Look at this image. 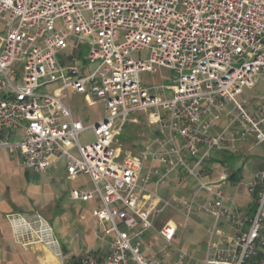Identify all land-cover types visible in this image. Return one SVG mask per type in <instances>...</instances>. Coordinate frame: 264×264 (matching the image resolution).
Returning <instances> with one entry per match:
<instances>
[{
    "label": "built area",
    "instance_id": "2783aa9c",
    "mask_svg": "<svg viewBox=\"0 0 264 264\" xmlns=\"http://www.w3.org/2000/svg\"><path fill=\"white\" fill-rule=\"evenodd\" d=\"M160 68L176 79L145 87L140 73ZM256 80L264 82V0H0V131L21 132L16 140L1 137L0 151L36 174L62 160L67 176L88 177L92 190H72L71 199L96 195L102 209L92 215L114 234L105 254L86 253L76 264H264V158L248 180L226 173L204 179L212 153L226 144L251 136L264 151V98L252 111L239 99ZM70 94L102 105L104 117L89 125L74 118ZM219 101L234 110L228 133H215ZM139 113L155 138L138 157L122 156L117 137ZM88 130L94 141L83 145ZM177 169L192 179L175 209L183 222L155 228L154 246L146 235L171 205L155 196V206L143 210L146 187ZM238 196L252 204L240 207ZM200 213L212 223L203 228L199 258L175 239L199 225ZM13 216L7 219L18 243L50 247L55 264H69L39 215L19 223Z\"/></svg>",
    "mask_w": 264,
    "mask_h": 264
},
{
    "label": "crops",
    "instance_id": "0c3cea01",
    "mask_svg": "<svg viewBox=\"0 0 264 264\" xmlns=\"http://www.w3.org/2000/svg\"><path fill=\"white\" fill-rule=\"evenodd\" d=\"M252 90L244 89L239 97L247 102L250 111L254 110L264 98L261 96L250 100L244 97L245 91ZM74 95L70 94L69 97ZM83 98L88 107L100 105L94 103L90 97L83 95ZM71 111L74 118L80 119L72 109ZM215 113L217 116L215 133H228L229 118L234 114L232 105L219 101ZM134 116L132 123L137 122V117ZM80 121L82 122L81 119ZM146 123L150 125L147 116ZM126 127L123 132L126 131L127 134ZM20 134V131L14 134L0 131V138L5 136L8 140H16ZM154 138L155 131H152L148 134L146 141L138 142L136 144L139 148L137 153L129 151L124 153L121 144L120 151L124 155L138 157L141 150ZM263 158L262 147L257 145L251 136L234 145L226 144L221 150L212 153L206 165L204 179L214 182L221 173H226L230 181L248 180L261 168ZM153 166L162 168L158 163H154ZM62 181L68 182L70 188H63ZM191 186L192 179L182 169H177L175 174L158 186L155 185V180L147 185L148 193L144 195L143 210L149 211L155 206V196L171 205L159 215L156 221H153V228L146 235V240L153 242L154 246L155 240H158L155 228H160L166 221L175 222L178 227H181L183 217L175 209L179 206L181 197L190 195ZM72 190L91 191L92 184L83 174H77L74 177L67 176L62 160L56 161L46 173L36 174L24 169L17 157L5 150L0 151V264H47L45 262L47 253L53 256V249L40 243L27 247L18 243L15 240L11 223L7 219L8 215H14L15 223L22 220L33 221L39 215L43 223L51 227L60 251L64 255H69V264H76L79 258L86 253L102 255L107 252L108 242L114 234L107 235L105 230L110 225L101 223L92 215L93 210L102 209L100 200L96 195L88 201L71 199ZM225 190L227 194L233 192L232 187L228 185L225 186ZM237 203L242 208H248L252 204L251 201L241 196L237 197ZM194 221L199 225L190 224L187 232L176 236L175 243L182 250L191 251L200 258L204 256L206 238L203 228L211 225L212 218L206 213H200L194 216Z\"/></svg>",
    "mask_w": 264,
    "mask_h": 264
},
{
    "label": "rangeland",
    "instance_id": "374dc122",
    "mask_svg": "<svg viewBox=\"0 0 264 264\" xmlns=\"http://www.w3.org/2000/svg\"><path fill=\"white\" fill-rule=\"evenodd\" d=\"M87 51H85V54ZM68 52H61L59 54L60 61L64 66H70L72 63L70 60L66 58ZM74 57V55H72ZM14 71L18 74V78L20 79L23 74L22 65L16 63L13 66ZM93 68H91L92 71ZM90 73V71H89ZM142 84L145 87H153L160 85H170L172 81L176 79L177 75L174 71L168 70L165 68L157 69L155 73L142 72L139 75ZM157 92H161L158 90ZM61 96V95H60ZM264 96V82L262 80H256V86L252 91H245L244 97L247 99H255ZM69 103L71 109L75 112L76 115L80 117L84 124H88L94 122L96 120L102 119L104 117V109L101 105H95L93 107H88L85 103L83 95H74L69 97ZM133 117V116H132ZM134 117H137L136 123H130L126 127L128 129V133L126 135H119L117 138L120 141V144L123 145V151L137 153L139 148L136 147L138 142L143 143L146 141L148 134L150 132L155 131L153 125H147L146 116L143 113L136 114ZM131 118V117H130ZM148 119V118H147ZM123 134V133H122ZM94 141L93 134L90 130L84 132L80 137V143L85 145L92 143ZM117 144H114L115 147ZM124 154H122L123 156ZM63 188H70V184L66 181H62ZM47 264H55V258L47 253V257L45 259Z\"/></svg>",
    "mask_w": 264,
    "mask_h": 264
},
{
    "label": "trees",
    "instance_id": "16d2710c",
    "mask_svg": "<svg viewBox=\"0 0 264 264\" xmlns=\"http://www.w3.org/2000/svg\"><path fill=\"white\" fill-rule=\"evenodd\" d=\"M126 134V131L125 132H123V135L122 136H124Z\"/></svg>",
    "mask_w": 264,
    "mask_h": 264
}]
</instances>
